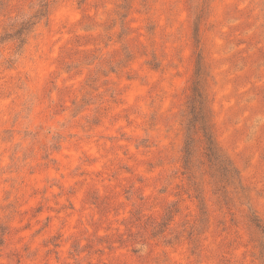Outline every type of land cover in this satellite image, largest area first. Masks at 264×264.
<instances>
[{
  "label": "rangeland",
  "instance_id": "obj_1",
  "mask_svg": "<svg viewBox=\"0 0 264 264\" xmlns=\"http://www.w3.org/2000/svg\"><path fill=\"white\" fill-rule=\"evenodd\" d=\"M0 264H264V0H0Z\"/></svg>",
  "mask_w": 264,
  "mask_h": 264
},
{
  "label": "trees",
  "instance_id": "obj_2",
  "mask_svg": "<svg viewBox=\"0 0 264 264\" xmlns=\"http://www.w3.org/2000/svg\"><path fill=\"white\" fill-rule=\"evenodd\" d=\"M35 23L29 21L24 23V25L17 31L16 35L18 39H21L22 36L30 31ZM202 63L198 62L197 65V77L196 85L194 87V96L190 101V111H189V119L187 121V141L185 147L186 159L188 162L189 159L193 155L192 149V133L196 130L197 126L203 131L204 137L207 141V155L212 164L213 170H217L223 176H228L231 172L228 168L232 165L225 159L222 155L211 131V125L209 124L208 116H207V101L203 94V81H204V72L202 69ZM235 173V171H234Z\"/></svg>",
  "mask_w": 264,
  "mask_h": 264
}]
</instances>
